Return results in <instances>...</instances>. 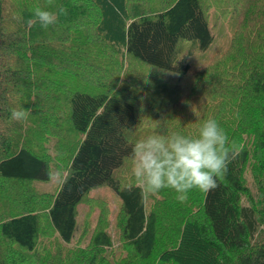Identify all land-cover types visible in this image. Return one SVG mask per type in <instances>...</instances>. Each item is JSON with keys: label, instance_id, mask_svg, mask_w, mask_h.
<instances>
[{"label": "trees", "instance_id": "obj_1", "mask_svg": "<svg viewBox=\"0 0 264 264\" xmlns=\"http://www.w3.org/2000/svg\"><path fill=\"white\" fill-rule=\"evenodd\" d=\"M212 20L237 28L222 52ZM209 118L243 145L217 188L122 190L138 139ZM0 264H264V0H0Z\"/></svg>", "mask_w": 264, "mask_h": 264}, {"label": "clouds", "instance_id": "obj_2", "mask_svg": "<svg viewBox=\"0 0 264 264\" xmlns=\"http://www.w3.org/2000/svg\"><path fill=\"white\" fill-rule=\"evenodd\" d=\"M34 15L36 20H29L28 24L31 26L38 21L47 28L56 24L60 15H67V9L61 6L57 11H49L37 7ZM28 114L26 109H14L11 118L24 121ZM242 151L243 145L230 142L215 118L205 120L195 136L180 132L147 135L131 146V175L135 184L124 185L122 190L130 192L133 186L138 187L143 199L170 188L183 203L193 189L208 192L217 188L218 178L227 174L228 165Z\"/></svg>", "mask_w": 264, "mask_h": 264}, {"label": "rangeland", "instance_id": "obj_3", "mask_svg": "<svg viewBox=\"0 0 264 264\" xmlns=\"http://www.w3.org/2000/svg\"><path fill=\"white\" fill-rule=\"evenodd\" d=\"M212 27H213V32L215 34L216 41H215V45L213 46L211 52L215 51L216 49H219L222 52L230 45V41L232 37L234 36V34L237 36L236 34L237 28L236 29L234 28L235 24H232V23L230 24L228 22H224L222 24L220 21H217V20L215 22L213 21ZM238 37L239 36H237V38ZM199 65L200 64L198 63V66ZM57 185H58V176L56 174H53L51 178L46 181H38V180L34 181V187L38 191H41V192L54 191ZM90 195L94 198H100L108 204L109 206L108 219L111 222L110 223L111 225L109 226V230L113 237L114 244L117 245L118 231L115 228V216H116L118 207L120 205L119 195L112 188L106 185H102V186L94 188L91 191ZM86 208H87L86 206L80 207L81 215L79 219L82 218L84 214L83 212L85 211ZM98 212L99 210L97 208L92 207V211L90 212V214H88V216H90L89 222L91 225H94V223L96 222Z\"/></svg>", "mask_w": 264, "mask_h": 264}]
</instances>
